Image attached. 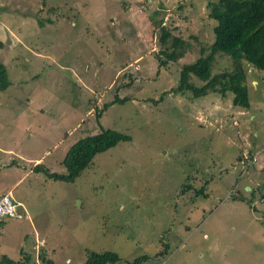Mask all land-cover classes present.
<instances>
[{"label":"rangeland","instance_id":"1","mask_svg":"<svg viewBox=\"0 0 264 264\" xmlns=\"http://www.w3.org/2000/svg\"><path fill=\"white\" fill-rule=\"evenodd\" d=\"M218 1L0 0V62L11 82L0 91V198L12 194L23 215L0 228V261L25 253L43 264L44 253L54 264H84L114 252L117 264H264L256 189L264 153L245 173L239 161L244 148H264V73L245 65L250 110L234 107L232 93L173 91L183 66L215 41L207 5ZM152 16L188 41L184 58L159 65L171 39L162 44ZM212 69L231 70L232 61L217 55ZM117 97L129 100L99 121ZM102 127L132 140L96 156L74 183L33 171L66 174L69 149ZM184 185L205 186L207 197L183 194Z\"/></svg>","mask_w":264,"mask_h":264},{"label":"trees","instance_id":"2","mask_svg":"<svg viewBox=\"0 0 264 264\" xmlns=\"http://www.w3.org/2000/svg\"><path fill=\"white\" fill-rule=\"evenodd\" d=\"M207 9L211 20L217 22L214 28L215 41L209 48L201 50V56L191 64H186L180 74V84L173 91L189 92L191 99H199L212 94H219L227 97L228 93L233 94V106L246 110L251 109L249 94V73L245 65L264 73V0H219L218 2H208ZM157 15V13H155ZM152 16L153 24L161 33V42L164 46L170 40V44L161 53H158L157 60L160 66H167L169 63L177 62L185 57L191 48L188 41L180 36L172 34L171 29L165 26L164 17L159 20ZM217 55L228 56L232 61V69L219 74H213L212 68ZM193 77H197L203 82L198 87L192 83ZM11 82L3 63L0 62V91L10 88ZM166 95L163 94L161 101ZM129 99L116 98L111 104L104 105V110L98 112V120L103 116V111L110 105L125 103ZM155 103H158L154 101ZM131 136L122 132L104 129L102 127L97 135H89L76 142L68 151L63 165L66 174L52 172L45 165L38 164L33 168L35 173H43L51 180L74 183L91 166L96 156L106 153L117 147L122 142H130ZM248 153L243 161H239L245 167L244 173L249 171L250 166L246 162L251 161L255 156L250 150L243 149V153ZM255 165V164H254ZM243 173V174H244ZM189 177H187L188 181ZM188 183V182H186ZM208 185V183H206ZM195 192H194V191ZM191 191L196 196H206V188L203 186L196 190L191 185H184L182 193ZM261 198L264 193H261ZM5 225V220H0V228ZM165 250L160 251L157 257L164 256L170 249L169 244H164ZM24 253V252H23ZM43 264H54L53 260H47L46 255H39ZM33 257L24 253L21 261L15 262L2 257L0 264H31ZM149 260L148 257L136 259L131 264H140L141 261ZM120 256L114 252L92 253L84 264H117Z\"/></svg>","mask_w":264,"mask_h":264},{"label":"built area","instance_id":"3","mask_svg":"<svg viewBox=\"0 0 264 264\" xmlns=\"http://www.w3.org/2000/svg\"><path fill=\"white\" fill-rule=\"evenodd\" d=\"M264 151V150H263ZM262 152L257 153L251 161L246 162L249 166L258 163L259 156ZM248 153L246 152V155ZM248 160V155H247ZM246 160V159H245ZM260 204L264 205V197L260 198ZM21 204H19L12 194L4 195L0 198V220H9V219H23V215L21 214ZM264 220V216H263Z\"/></svg>","mask_w":264,"mask_h":264},{"label":"crops","instance_id":"4","mask_svg":"<svg viewBox=\"0 0 264 264\" xmlns=\"http://www.w3.org/2000/svg\"><path fill=\"white\" fill-rule=\"evenodd\" d=\"M252 117H253V116H252ZM254 118H256V117H254ZM245 134H247V133L245 132ZM245 134H244V135H245ZM253 136H254L255 138H257V137L259 136V132H255ZM259 138H260V136H259ZM243 141H244V140H243ZM258 141H259V139H256V142H258ZM251 146H252V145H251ZM249 147H250V146H249ZM244 149L250 151V149H247V148H244ZM263 150H264V148H262L261 151H257V152H258V153H259V152L264 153ZM257 152H256L254 155H256ZM262 153H261V154H262ZM261 188H263V187L260 186V185H258V186L256 187V189H258V190L260 189V190H259V193H260V194H261V193H264V191H261ZM256 189H255V190H256ZM263 189H264V188H263ZM250 190H252V189L249 188V191H250ZM15 200H16V199H15ZM18 203L21 204L20 202H18ZM21 208H22V204H21ZM183 247H184V246H183Z\"/></svg>","mask_w":264,"mask_h":264}]
</instances>
